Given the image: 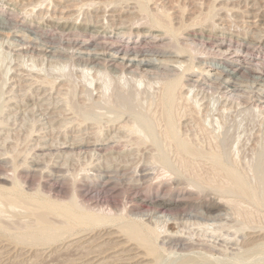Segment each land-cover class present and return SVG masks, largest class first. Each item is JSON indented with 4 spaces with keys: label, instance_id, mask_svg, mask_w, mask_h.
Returning <instances> with one entry per match:
<instances>
[{
    "label": "rangeland",
    "instance_id": "rangeland-1",
    "mask_svg": "<svg viewBox=\"0 0 264 264\" xmlns=\"http://www.w3.org/2000/svg\"><path fill=\"white\" fill-rule=\"evenodd\" d=\"M263 87L264 0H0V264H264Z\"/></svg>",
    "mask_w": 264,
    "mask_h": 264
},
{
    "label": "bare ground",
    "instance_id": "bare-ground-1",
    "mask_svg": "<svg viewBox=\"0 0 264 264\" xmlns=\"http://www.w3.org/2000/svg\"><path fill=\"white\" fill-rule=\"evenodd\" d=\"M87 2V1H86ZM89 4V3H88ZM94 5V4H93ZM89 7V6H88ZM118 10V9H117ZM104 17V16H103ZM132 20V19H131ZM153 21V20H152ZM156 23V22H155ZM165 25V24H164ZM186 25V24H185ZM182 27V26H181ZM139 28V27H138ZM152 37V36H151ZM159 37V36H158ZM72 39V38H71ZM84 39V38H83ZM88 40V39H87ZM155 40V39H154ZM71 41V40H70ZM160 41V40H159ZM75 42V41H74ZM87 42V41H86ZM85 42V43H86ZM101 42V41H100ZM156 42V41H155ZM171 42V41H170ZM84 43V41H83V43L82 44H85ZM98 43V42H97ZM203 43V42H202ZM158 44V43H157ZM171 44V43H170ZM180 44H181V42H180ZM185 44V43H184ZM100 45V44H99ZM115 45V44H114ZM152 45V44H151ZM220 47H221V49L220 50H222V47H226L227 46V43L226 42H224V41H220ZM218 45V46H219ZM228 45H230V44H228ZM68 46V45H67ZM125 46V45H124ZM137 46V45H136ZM116 47V46H115ZM132 48V47H131ZM183 48V47H182ZM181 48V49H182ZM114 49H116V48H114ZM127 49V48H126ZM139 49V48H138ZM179 49V48H178ZM173 50V52L175 51V52H177V51H179V50ZM181 49H180V51H181ZM121 50V49H120ZM137 50V47H136V49H135V51ZM141 50V49H140ZM156 50V49H155ZM228 50V49H227ZM80 51H82L83 52V50H80ZM93 51V50H92ZM122 51V50H121ZM124 51V50H123ZM127 51V50H126ZM129 51V50H128ZM179 51V52H180ZM229 51V50H228ZM87 52V51H86ZM97 52V51H96ZM117 53V50L116 51H113V52H111V53H113V56H114V53ZM119 52V51H118ZM136 52H138V51H136ZM163 52V51H162ZM162 52H158V51H156V52H144V53H142L143 54V56H147V55H151V56H162ZM182 52V51H181ZM83 53H85V52H83ZM100 53V52H99ZM99 53H97V54H99ZM109 54H110V52H108ZM116 53H115V56L113 57V59H115V60H121L122 62L123 61H125V62H127L126 64L127 65H129L130 67L131 66H134V65H138L140 68V70H141V67H143V68H146L147 70H150V69H148V68H151V69H157V70H160V69H164V68H166L167 66H169L168 65V62L171 60H169V61H165L164 62V60L165 59H163L162 61L163 62H160L161 61V59L160 58H157V60H155L154 58H153V60L152 59H144V57L141 59L140 57V59H136V58H134V56L133 57H130V56H125V55H127L128 53H126V52H124V54L125 55H121V54H119L118 53V55H116ZM123 53V52H122ZM178 53V52H177ZM176 53V54H177ZM183 53V52H182ZM87 54V53H86ZM89 54V53H88ZM107 54V53H106ZM136 54H138V53H136ZM139 54H140V51H139ZM167 54V53H166ZM172 54H175V53H172ZM180 54V53H179ZM178 54V55H179ZM89 55H91V53L89 54ZM93 55H95V52H94V54ZM100 55H101V53H100ZM111 55V54H110ZM109 55V56H110ZM222 55V54H221ZM102 56H103V54H102ZM136 56H138V55H136ZM107 57H108V55H107ZM228 57V56H227ZM90 57H88V59H89ZM112 58V57H111ZM152 58V57H151ZM168 58V57H167ZM171 58V57H170ZM92 59V58H91ZM90 59V60H91ZM160 61H159V60ZM238 59V58H237ZM93 60H95V59H93ZM140 60V61H139ZM167 60V59H166ZM173 60H176L175 58L173 59ZM178 60H179V58H178ZM235 60V59H234ZM240 60V59H239ZM172 61V60H171ZM245 61V60H244ZM121 62V63H122ZM176 62H177V60H176ZM237 62H238V60H237ZM114 63V62H113ZM101 64H102V61H101ZM112 64V63H111ZM120 64V63H119ZM177 64H180L179 62L177 63ZM257 64V63H256ZM261 64V63H260ZM98 65V64H97ZM122 65V64H121ZM124 66H126V65H123V68H124ZM181 66V65H180ZM249 66V65H248ZM127 67V66H126ZM125 67V68H126ZM171 67V66H170ZM182 68V67H181ZM184 68V67H183ZM239 68V67H238ZM134 69V68H133ZM138 69V68H137ZM137 69H136V71H137ZM168 69H169V67H168ZM167 69V70H168ZM174 69V68H173ZM173 69H171V70H173ZM236 69V68H235ZM120 70V69H119ZM130 70H132V69H130ZM143 70V69H142ZM156 70V71H157ZM175 70V69H174ZM216 70V69H215ZM237 70V69H236ZM249 70V69H248ZM124 71V70H123ZM134 71V70H133ZM151 72H152V70H150ZM204 71H205V69H204ZM231 71V70H230ZM233 71H235L234 69L232 70V72ZM145 72V71H144ZM161 73H162V71H160ZM159 72V73H160ZM164 72V71H163ZM146 73V72H145ZM153 73H154V71H153ZM152 73V74H153ZM167 73V72H166ZM168 73H170V72H168ZM176 73V72H175ZM179 73V72H178ZM211 73V72H210ZM229 73V72H228ZM102 74V73H101ZM162 74H165V73H162ZM224 74V73H223ZM157 75V74H156ZM245 75V74H244ZM161 76V75H160ZM168 76H170V75H168ZM218 76V75H217ZM202 77V76H201ZM220 77V76H219ZM222 77V76H221ZM226 77V76H225ZM155 78H156V76H155ZM163 78V77H162ZM107 79V78H106ZM111 79V78H110ZM106 80V82H105V87L107 88V89H111V86L112 85H114L113 87H115V84H112V82L113 81H111V80ZM166 79V78H165ZM223 79V78H222ZM99 80V79H98ZM164 80V79H163ZM196 80V79H195ZM200 79H197V82L199 81ZM262 80V79H261ZM201 81V80H200ZM199 81V82H200ZM164 82V81H163ZM184 82V81H183ZM193 82H195L194 80H193ZM198 82V83H199ZM237 83V82H236ZM258 83V82H257ZM201 84V83H200ZM234 85V84H233ZM232 85V86H233ZM234 86H237L236 84L234 85ZM239 86V85H238ZM262 86V85H261ZM104 87V88H105ZM130 87H128V89H129ZM233 88V87H232ZM242 88V87H241ZM260 89V92H261V87H259ZM264 88V87H263ZM263 88H262V90H263ZM126 90V89H125ZM235 91V90H234ZM237 91V90H236ZM264 91V90H263ZM262 91V92H263ZM250 93V92H249ZM254 93H255V91H254ZM259 93V92H258ZM236 94V93H235ZM256 94V93H255ZM254 94V95H255ZM228 95V94H227ZM253 95V96H254ZM238 96V95H237ZM236 96V97H237ZM261 96V95H260ZM164 97V96H163ZM242 97V96H241ZM115 98V99H114ZM114 100H113V102H114V105H115V107H116V109H120V110H126V109H129V108H131L132 106H133V104L135 103L134 101H136V100H134L135 99V95H134V93L131 91V90H126V91H122V90H118L117 92H116V95L114 96ZM256 98V97H255ZM239 99V98H238ZM263 100H264V98H262ZM260 101V100H259ZM111 102V101H110ZM247 103V102H246ZM111 143V142H110ZM102 148V147H101ZM256 168L258 169V172H259V174H260V176H261V179H264V152L262 151V152H260L259 153V158H258V161H257V166H256ZM1 169V168H0ZM13 169V168H12ZM7 170V169H6ZM9 171V170H8ZM20 173V172H19ZM148 174V173H147ZM5 175V174H4ZM1 177V176H0ZM3 177V176H2ZM2 177H1V179H2ZM5 178H6V176H4ZM5 178H3V180L5 179ZM61 178V177H60ZM7 179V178H6ZM13 179H14V177H13ZM59 180V179H58ZM0 182H2V181H0ZM241 183V182H240ZM2 184V183H1ZM7 185V184H6ZM228 185V184H227ZM235 187V186H234ZM112 188V187H111ZM7 188L6 187H3V186H1L0 185V193L3 191V190H6ZM87 189V188H86ZM239 189L241 190L242 189V187H239ZM95 190V189H94ZM110 190V189H109ZM163 198V197H162ZM5 199V198H4ZM181 199V198H180ZM189 201V200H188ZM228 201H229V199H228ZM184 203V202H183ZM215 203H217V202H214V204ZM167 205H169V202H167V201H162L161 203H160V205H159V203H158V206H167ZM217 205V204H216ZM218 205H219V203H218ZM47 206V205H46ZM64 206V205H63ZM96 206V205H95ZM157 206V205H156ZM210 206V205H209ZM212 206V205H211ZM65 207V206H64ZM63 207V208H64ZM69 207V206H68ZM71 207V206H70ZM48 208V207H47ZM49 208H50V206H49ZM53 208V207H52ZM58 208V207H57ZM63 208H62V210H63ZM72 208V207H71ZM165 208V207H164ZM73 209V208H72ZM72 209H69L70 211H71V213L73 214H71L70 213V215H72V216H70L69 214V216L70 217H72L74 220H75V224L74 223H71L72 225L71 226H73V225H75V226H77V228L79 229L80 227H81V231H82V229L84 228L85 229V226H88V228L89 229H91L92 227H93V223H96V224H94L95 226H97V225H100L101 226V224L103 225V223L105 222V224H107L106 223V221L109 223L110 221L111 222H113L111 219L110 220H108L109 218L108 217H111L110 215L108 216V215H106V216H104L103 214H102V216L103 217H105V218H103V217H101V215H96V213L95 214H93L92 212V214L93 215H95V216H92V214H91V216L90 215H88L87 213H73L74 212V209L72 210ZM162 209V208H161ZM78 211H79V209H77ZM76 210V208H75V211H77ZM70 211H68V212H70ZM73 211V212H72ZM81 211V210H80ZM66 212H67V210H66ZM63 213V212H62ZM64 213H65V210H64ZM98 213V212H97ZM111 213V212H110ZM100 214H101V212H100ZM66 215V214H65ZM68 215H66V219L68 220L67 222H68V224L70 225V220H69V218H67V216ZM47 216V215H46ZM49 216V215H48ZM97 216H99V217H97ZM51 217V216H50ZM53 217V216H52ZM40 218V217H39ZM56 218V217H55ZM100 218H102L101 220L103 221V220H105L103 223H101V220H100ZM41 220H40V222H41V226L43 227V228H46L47 227V229H48V227H49V229H51V227L52 226H48L49 225V222L47 221V219L44 217V216H42L41 218H40ZM57 219V218H56ZM54 221H56L55 219H53ZM74 220H73V222H74ZM97 220V221H96ZM98 220H99V224H98ZM59 221V220H58ZM63 222V221H62ZM72 222V221H71ZM77 222V223H76ZM54 223V222H53ZM60 223V222H59ZM101 223V224H100ZM55 224V223H54ZM63 224V223H62ZM61 224V225H62ZM64 224H66V223H64ZM79 224V225H78ZM83 224H85V226H83V228H82V225ZM68 225V226H69ZM121 225V224H120ZM40 226V225H39ZM90 226V227H89ZM94 226V227H95ZM42 227H40L41 229H42ZM35 228V227H34ZM53 228V227H52ZM67 228H69V227H67ZM70 228H72V227H70ZM121 228H122V225H121ZM125 228V229H124ZM123 229H124V231L127 233L126 235H129V237L130 238H132V239H135V240H138V241H143V232L141 231V229H139L138 227H128V228H126V227H124ZM25 229V228H24ZM47 229H42V233L45 231V235H46V232L47 231H52L53 229V234H52V232H50L51 234H52V237H54V235L55 236H57L58 234L57 233H55V231H60L61 232V230H63V227H54L53 229H51V230H47ZM74 229V227L72 228V230ZM76 229V228H75ZM123 229H122V233H124L123 232ZM79 230V231H80ZM150 231H151V229H150ZM35 232V231H34ZM59 232V233H60ZM71 232V231H70ZM69 233V232H68ZM51 234H49V236L51 235ZM57 234V235H56ZM61 234V233H60ZM42 238V237H41ZM47 238H48V236H47ZM47 238H45V239H47ZM184 238V237H183ZM54 240H55V238H53ZM39 240V239H38ZM145 240V239H144ZM180 240V239H179ZM148 242H150V241H148ZM143 244L147 247V250H148V252H150V253H152V252H154L155 250H154V248H153V246L151 245V244H149V243H146V242H144L143 241ZM179 244V243H178ZM202 246V245H201ZM205 247V246H204ZM203 248V247H202ZM112 259V258H111Z\"/></svg>",
    "mask_w": 264,
    "mask_h": 264
}]
</instances>
